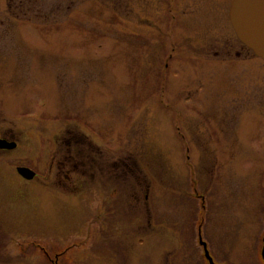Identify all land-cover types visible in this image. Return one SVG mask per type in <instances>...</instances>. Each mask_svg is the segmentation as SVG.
Wrapping results in <instances>:
<instances>
[{"label": "rangeland", "instance_id": "374dc122", "mask_svg": "<svg viewBox=\"0 0 264 264\" xmlns=\"http://www.w3.org/2000/svg\"><path fill=\"white\" fill-rule=\"evenodd\" d=\"M172 5L0 0V95L10 111L0 129L21 131L28 163L42 171L54 156L73 166L63 195L47 177L22 186L17 203L28 240H45L41 232L69 247L60 264H263L264 61L229 21L185 9L175 21ZM82 134L110 162L123 159L114 240L110 221L90 224L84 205L90 189L116 187L117 169L91 161L98 153ZM74 185L71 195L64 187ZM27 264L47 263L29 250Z\"/></svg>", "mask_w": 264, "mask_h": 264}, {"label": "flooded vegetation", "instance_id": "af4514ba", "mask_svg": "<svg viewBox=\"0 0 264 264\" xmlns=\"http://www.w3.org/2000/svg\"><path fill=\"white\" fill-rule=\"evenodd\" d=\"M232 1L233 0H173L172 9H170L169 12L175 14L173 17L175 21L180 14H182V10L185 9L189 17L194 18V16H202L206 18L205 22H211L214 19H218L221 22H230ZM180 4L181 10L178 8ZM208 28V23L200 27L201 30H208ZM0 93L2 92L0 91ZM8 106L6 100L0 95V116L9 111ZM21 134V131L17 133L10 129H0V264H27V254L29 250H32V254H36L41 262L47 264H60L63 262V257H66L69 247H64V251H60V247L62 246L59 238L41 232L37 233V235L45 238V240H28V230L26 228L27 212L18 210L17 203L21 200H25L26 193L22 186H26L29 181H38L41 186H43L46 178L49 177V180H51L53 184V186L50 187V191L57 192V194L60 193L58 185L60 186V184H62L61 175H64L70 180L68 172L64 174L63 171H65L67 167L73 168V166L68 165L66 160H60L58 156H54L51 159L47 171H42L38 165L29 164L27 159V147L25 143L23 144V142H21ZM82 136L87 140L89 148L93 149L92 147H94L95 151L98 153V156L97 154L96 156H88L91 161L100 162L104 167L110 166L117 169L115 174H111V176H113L109 178L110 183L115 182L116 187L106 188L105 190L98 187L90 189L88 195L87 193L85 195L86 203L84 205V213L88 212L87 218H89L88 222L90 221V224L104 226L110 221L112 235H109L107 239L114 240L119 234L123 233V203L121 204L120 210L116 207V197L123 195L124 190L122 185L124 170L121 172L118 170V165L121 166L123 164V159L117 158L110 162L104 151H99V147L96 143L93 142L94 144H92V141L89 140L86 135L82 134ZM71 161L80 162V160L74 158L71 159ZM20 168L31 169L35 173L33 179L28 180L23 177L19 172ZM132 173H134L133 170ZM64 188L71 195L74 194L75 190H79L76 185H74L73 188ZM98 193L104 200L96 205L90 204L89 201L91 196L98 195ZM132 193H137L136 188L132 189ZM134 194L132 195L135 196ZM136 199L137 197H133L134 201ZM132 207L135 208V204L134 206L132 204ZM93 211L95 214L92 213ZM121 216L122 220H120ZM131 220H133V218H131L130 221ZM44 241H46L47 244H44ZM71 244L78 245L79 243L72 241Z\"/></svg>", "mask_w": 264, "mask_h": 264}, {"label": "water", "instance_id": "95a60500", "mask_svg": "<svg viewBox=\"0 0 264 264\" xmlns=\"http://www.w3.org/2000/svg\"><path fill=\"white\" fill-rule=\"evenodd\" d=\"M230 16L238 39L264 61V0H233ZM19 172L28 180L34 177L28 168H20Z\"/></svg>", "mask_w": 264, "mask_h": 264}]
</instances>
